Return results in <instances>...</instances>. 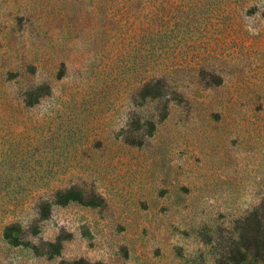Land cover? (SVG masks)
<instances>
[{
  "label": "rangeland",
  "instance_id": "obj_1",
  "mask_svg": "<svg viewBox=\"0 0 264 264\" xmlns=\"http://www.w3.org/2000/svg\"><path fill=\"white\" fill-rule=\"evenodd\" d=\"M0 264H264V0H0Z\"/></svg>",
  "mask_w": 264,
  "mask_h": 264
}]
</instances>
